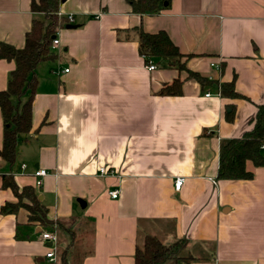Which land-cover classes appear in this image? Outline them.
<instances>
[{"label":"crops","instance_id":"0c3cea01","mask_svg":"<svg viewBox=\"0 0 264 264\" xmlns=\"http://www.w3.org/2000/svg\"><path fill=\"white\" fill-rule=\"evenodd\" d=\"M32 2L0 0L1 42L25 46L39 16ZM59 15L67 22L57 58L37 68L33 128L14 165L0 156V264H58L47 253L69 247L70 230L80 264H136L146 235L165 245L186 241L184 256L193 260L165 264H264V167L249 161L251 180L217 179L223 144L249 131L264 103V0H172L157 15L133 12L128 0H64ZM139 27L164 31L190 55L185 70L144 57ZM15 68L0 59V91ZM176 79L182 93L161 95ZM234 80L243 98L219 96ZM3 135L0 109V150ZM39 168L49 171L41 187ZM4 175L35 188L49 219L68 231L43 228L25 208L3 214L18 203ZM114 189L118 199L109 196ZM44 233H56L57 244Z\"/></svg>","mask_w":264,"mask_h":264},{"label":"trees","instance_id":"16d2710c","mask_svg":"<svg viewBox=\"0 0 264 264\" xmlns=\"http://www.w3.org/2000/svg\"><path fill=\"white\" fill-rule=\"evenodd\" d=\"M64 0H33L32 12L40 17L34 18L31 30L26 34L25 46L16 48L0 41V59L14 61L16 68L11 72L6 90L0 91V109L4 122L3 148L1 158L9 165L16 161L17 146L22 136H27L32 128V106L38 85V66L54 60L57 55L53 51V41L58 30L66 24V19L59 15V8ZM172 0H128L133 12L141 15H157L167 10ZM68 21H70L68 19ZM139 51L146 58H162L170 65L181 70L186 68L184 58L189 56L180 52L169 36L160 31L157 34L145 32L142 27L137 29ZM190 78L202 83L206 79L197 73L189 72ZM221 96L243 98L235 90V80L225 83L220 88ZM182 93V82L176 79L171 86L161 91V95L179 96ZM228 121L234 119V108L226 116ZM264 103L258 106L257 114L252 121V127L242 137L229 140L222 146L218 180H251L253 172L247 169L250 161L256 167H264ZM3 186L11 188L18 198V203L5 205L1 212L12 214L25 208L30 213V220L41 224L54 232L62 234L66 222L53 221L48 217V209L40 200L35 188L31 186L20 188L12 175L3 176ZM27 200L28 202H25ZM69 247L58 252V264H80L72 247L77 241V233L72 230ZM76 240V241H75ZM186 241L179 240L173 245L163 244L157 237L146 235L143 244L137 247L136 264H165L169 261L184 260L190 262L193 258L183 257Z\"/></svg>","mask_w":264,"mask_h":264},{"label":"built area","instance_id":"2783aa9c","mask_svg":"<svg viewBox=\"0 0 264 264\" xmlns=\"http://www.w3.org/2000/svg\"><path fill=\"white\" fill-rule=\"evenodd\" d=\"M69 20L72 22L73 21V17H69ZM60 45V40L58 38V36L54 39L53 41V49L57 48L58 46ZM213 66H215V64H213ZM148 69L150 71H154L156 69V66L154 64H150L148 66ZM66 72H69V70L67 69ZM218 95L220 96L221 93L219 92ZM206 96H210V94H207ZM26 166H22V168H25ZM100 173L101 174H108L109 171H107L105 168H102L100 170ZM34 175L36 177V185L38 187H41L43 185V181H44V178L49 175V171L47 169H42V168H39L37 169L35 172H34ZM185 182V179L184 178H178L175 182V189L176 190H180L183 186ZM109 196L112 198V199H118L119 196H120V191L118 189H114V190H111L109 191ZM43 237L46 239V240H50L53 245L57 244L58 242V235L56 233H44ZM47 258H49L51 261H56V247L52 246L50 248V250L48 251L47 253Z\"/></svg>","mask_w":264,"mask_h":264},{"label":"water","instance_id":"95a60500","mask_svg":"<svg viewBox=\"0 0 264 264\" xmlns=\"http://www.w3.org/2000/svg\"><path fill=\"white\" fill-rule=\"evenodd\" d=\"M69 27L74 28L75 26L69 25ZM80 203L82 204V206H85V203L82 200H80Z\"/></svg>","mask_w":264,"mask_h":264},{"label":"rangeland","instance_id":"374dc122","mask_svg":"<svg viewBox=\"0 0 264 264\" xmlns=\"http://www.w3.org/2000/svg\"><path fill=\"white\" fill-rule=\"evenodd\" d=\"M38 17H40L41 18V16H38ZM65 235H62V237H64ZM185 254L183 253V257H187V256H184ZM175 261H177V260H175Z\"/></svg>","mask_w":264,"mask_h":264}]
</instances>
